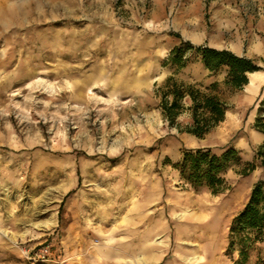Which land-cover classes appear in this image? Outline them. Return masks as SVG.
Wrapping results in <instances>:
<instances>
[{"label": "rangeland", "instance_id": "374dc122", "mask_svg": "<svg viewBox=\"0 0 264 264\" xmlns=\"http://www.w3.org/2000/svg\"><path fill=\"white\" fill-rule=\"evenodd\" d=\"M158 1L165 19H151ZM183 3L0 0V264H235L231 219L264 182V88L256 92L254 76L230 88L224 70L196 81L194 62L164 65L173 44L190 41L168 11ZM211 5L202 4L208 30ZM245 25L217 34L242 37ZM169 78L201 89L217 81L224 120L196 136L184 99L171 124L160 106ZM229 145L241 159L218 192L173 167L184 148ZM246 264H264V241Z\"/></svg>", "mask_w": 264, "mask_h": 264}, {"label": "trees", "instance_id": "16d2710c", "mask_svg": "<svg viewBox=\"0 0 264 264\" xmlns=\"http://www.w3.org/2000/svg\"><path fill=\"white\" fill-rule=\"evenodd\" d=\"M200 58L213 73L225 71L224 84L230 88H241L248 82L247 72L261 66L255 59L239 55L227 48H216L206 44H193L188 40L173 46L164 65L181 68ZM163 92L160 106L164 117L172 124L182 112L183 100L189 99L192 124L188 131L198 137L204 136L213 126L224 120L227 105L219 95L218 82L214 81L204 89L198 84H185L173 78ZM264 96L260 100L262 107ZM264 132V130H262ZM264 147V143L262 145ZM258 156L264 166V152ZM237 149L229 145L220 152L210 147L184 148L180 159L173 163L180 176L195 187H206L218 192L225 183L224 174L234 164L240 163ZM254 168L251 164L245 174ZM264 241V182L257 181L243 207L232 217L228 230L227 253L237 250L235 264H246L249 252L256 242Z\"/></svg>", "mask_w": 264, "mask_h": 264}, {"label": "crops", "instance_id": "0c3cea01", "mask_svg": "<svg viewBox=\"0 0 264 264\" xmlns=\"http://www.w3.org/2000/svg\"><path fill=\"white\" fill-rule=\"evenodd\" d=\"M240 1L243 5H238L236 7V5H234L236 4V0H211L213 16L212 19L215 23L214 29L211 30H208V27L206 25H203L201 20L202 4L204 3V0H184L181 8L174 11L173 7L168 6V11L170 12V14L174 12V16L177 19L183 20V24L185 25V27L184 29L181 28L182 32L180 33L184 36V39L187 38L196 44H206L208 46L216 48H227L239 55L251 57L255 59L257 63H262V58H264V40L262 37V32H264V15L262 14V0ZM161 11L164 12V15ZM239 11H243V14L247 16V22H245L243 18H239ZM165 14V3L160 4L159 1L156 2L151 13V19L159 20L162 15L165 19ZM164 19L161 21L162 25L165 22ZM254 19L256 20L254 21ZM177 22L178 24H180V21ZM237 23L239 25L246 24L245 26L247 32L243 33L242 37H240V32H237L233 39H225L220 33L217 34V29L219 27H232ZM187 26L192 27L193 29L189 30L187 29ZM244 34H248L249 37V47L247 51L241 49L242 38H244ZM180 42L181 41L173 44L170 49ZM193 62L199 67L198 69H200L201 72L200 75L193 76L196 81L210 82L213 79L212 77L218 74L213 73L208 68H206L200 58L194 59L192 62L181 68H185ZM247 76L248 82L244 84V86L249 85L251 82V77L254 76V84H258L256 92L261 94L262 88H264V68H262L261 66V68L258 70L247 72Z\"/></svg>", "mask_w": 264, "mask_h": 264}, {"label": "bare ground", "instance_id": "6f19581e", "mask_svg": "<svg viewBox=\"0 0 264 264\" xmlns=\"http://www.w3.org/2000/svg\"><path fill=\"white\" fill-rule=\"evenodd\" d=\"M179 216L181 217V216H183L182 214H179ZM197 258H200V257H198V256H194L193 258H189L188 260H193V259H197Z\"/></svg>", "mask_w": 264, "mask_h": 264}]
</instances>
